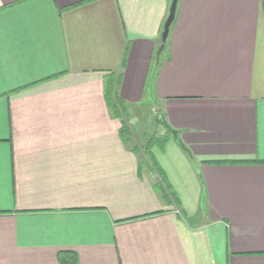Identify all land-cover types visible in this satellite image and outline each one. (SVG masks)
Returning a JSON list of instances; mask_svg holds the SVG:
<instances>
[{
	"label": "crops",
	"instance_id": "crops-1",
	"mask_svg": "<svg viewBox=\"0 0 264 264\" xmlns=\"http://www.w3.org/2000/svg\"><path fill=\"white\" fill-rule=\"evenodd\" d=\"M170 1L0 0V264H264V0Z\"/></svg>",
	"mask_w": 264,
	"mask_h": 264
},
{
	"label": "rangeland",
	"instance_id": "rangeland-1",
	"mask_svg": "<svg viewBox=\"0 0 264 264\" xmlns=\"http://www.w3.org/2000/svg\"><path fill=\"white\" fill-rule=\"evenodd\" d=\"M144 107V106H142ZM149 112V111H148ZM137 115V119L134 120L133 122L131 119L133 116ZM126 118V121L129 124V128L131 132L133 133L132 136V142L131 144L137 143L138 141H145L144 137H141L140 134L144 132V136L146 137V134L150 135L149 131H152L153 129L151 128V122L153 120L152 114L149 112L147 113V108H139L138 111H131L128 113V115H124ZM131 121V122H130Z\"/></svg>",
	"mask_w": 264,
	"mask_h": 264
},
{
	"label": "water",
	"instance_id": "water-1",
	"mask_svg": "<svg viewBox=\"0 0 264 264\" xmlns=\"http://www.w3.org/2000/svg\"><path fill=\"white\" fill-rule=\"evenodd\" d=\"M177 4H178V0H171L170 1L168 15H167L166 20L164 22L162 33H161L162 43H165V41L168 37L170 27H171V25L174 21V18H175Z\"/></svg>",
	"mask_w": 264,
	"mask_h": 264
},
{
	"label": "trees",
	"instance_id": "trees-1",
	"mask_svg": "<svg viewBox=\"0 0 264 264\" xmlns=\"http://www.w3.org/2000/svg\"><path fill=\"white\" fill-rule=\"evenodd\" d=\"M162 52L163 50L161 51V54ZM60 260L65 264H76L75 257L72 253H65L64 256L60 257Z\"/></svg>",
	"mask_w": 264,
	"mask_h": 264
}]
</instances>
